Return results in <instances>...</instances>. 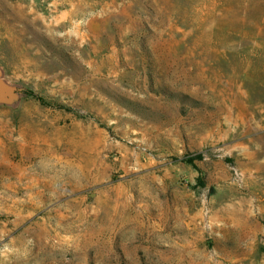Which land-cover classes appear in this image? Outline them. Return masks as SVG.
<instances>
[{"label": "rangeland", "instance_id": "374dc122", "mask_svg": "<svg viewBox=\"0 0 264 264\" xmlns=\"http://www.w3.org/2000/svg\"><path fill=\"white\" fill-rule=\"evenodd\" d=\"M0 69V264H264V0H0Z\"/></svg>", "mask_w": 264, "mask_h": 264}, {"label": "water", "instance_id": "95a60500", "mask_svg": "<svg viewBox=\"0 0 264 264\" xmlns=\"http://www.w3.org/2000/svg\"><path fill=\"white\" fill-rule=\"evenodd\" d=\"M18 90L14 87H10L2 77V71L0 69V105H8L13 102Z\"/></svg>", "mask_w": 264, "mask_h": 264}, {"label": "trees", "instance_id": "16d2710c", "mask_svg": "<svg viewBox=\"0 0 264 264\" xmlns=\"http://www.w3.org/2000/svg\"><path fill=\"white\" fill-rule=\"evenodd\" d=\"M199 158H202V157H199ZM200 184H201V186H205V183L203 180H200Z\"/></svg>", "mask_w": 264, "mask_h": 264}]
</instances>
